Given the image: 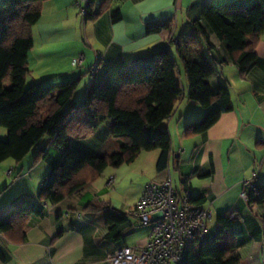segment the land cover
<instances>
[{"label":"crops","instance_id":"obj_1","mask_svg":"<svg viewBox=\"0 0 264 264\" xmlns=\"http://www.w3.org/2000/svg\"><path fill=\"white\" fill-rule=\"evenodd\" d=\"M7 1L0 0V22L1 9ZM259 1L112 0L102 9L103 0H90L89 8L95 15L90 20L78 5L81 0H48L44 4L41 19L33 28L34 48L28 58L32 72L29 77L34 78V84L77 81L72 101L80 103L92 86L120 87L117 75L134 70L136 58L169 48L177 61L183 97L173 115L161 124L172 142L167 169L157 170L161 154L158 150L142 152L130 164L145 167L139 172L147 176L134 201L119 204L111 189L118 169L109 168L95 184L58 205H47L43 216L31 217L23 244H14L0 234V264H108V258L124 247H144L151 227L134 217L136 206L149 183L169 178L178 195L190 192L193 200H201L199 204L193 202L195 205L211 207L213 219L226 213L239 216L245 242L240 250L241 264H264V203L250 205L241 197L245 182L254 174L256 187H264V71L255 66L243 76L231 62L221 66L220 61L229 57L225 46L211 34L215 49L208 51L205 45L203 48L204 57L217 69L210 84L215 90L228 89L233 110L224 113L207 132L187 136V127L203 118L207 110L190 100L189 82L185 70L180 68L182 60L177 51L181 37L191 32L192 23L200 19L206 5L241 2L254 6ZM117 11L121 19L115 21L113 15ZM151 26L162 28L149 33ZM256 54L264 60V35ZM81 56L82 65L74 66L73 60ZM98 56L103 59L93 72ZM112 126L113 121L109 120L92 136L72 139L67 147L54 146L52 139L45 137L43 144L22 162H2L0 221L26 203L37 202L43 180L52 167L64 162L68 150L88 156L119 153L123 143L113 138ZM41 154L43 157L35 163ZM107 206L130 216L133 223L117 242L107 239Z\"/></svg>","mask_w":264,"mask_h":264},{"label":"trees","instance_id":"obj_2","mask_svg":"<svg viewBox=\"0 0 264 264\" xmlns=\"http://www.w3.org/2000/svg\"><path fill=\"white\" fill-rule=\"evenodd\" d=\"M48 0H8L2 7L0 22V126L8 129V140L0 141V164L12 159L22 162L46 137L53 145L67 147L72 139L92 136L107 121L112 120V136L123 143L119 153L88 156L70 149L61 165L52 167L43 180L37 202H28L0 221V234L14 244L26 241L28 221L43 216L47 205H58L86 186L98 182L109 168L132 164L142 152L160 151L157 170L167 169L172 151L171 136L161 124L175 112L183 97L178 83L177 61L169 48L136 58L134 70L117 75L121 84L92 86L80 103L72 101L78 82L51 85H27L31 75L28 58L34 48L33 28L42 16ZM112 0H103L105 9ZM95 15L90 11L87 19ZM113 19H121L117 11ZM151 26L149 33L161 30ZM211 34L225 46L229 62L239 67L244 76L252 67L264 71V60L256 48L264 35V0L249 6L241 2L208 4L200 19L192 23L189 34L181 37L177 51L184 63L190 86L189 98L207 110L205 116L189 125L187 136L207 132L224 113L233 110L227 88L215 90L210 80L217 69L204 57L215 46ZM43 155L35 159L37 163ZM201 203L200 199L193 200ZM250 205L264 203V187H256L248 195ZM106 225L107 239L120 241L133 223L109 206ZM217 228L208 241L195 243L184 264H241L240 250L244 229L239 216L226 213L217 217ZM0 257L2 254L0 253Z\"/></svg>","mask_w":264,"mask_h":264},{"label":"built area","instance_id":"obj_3","mask_svg":"<svg viewBox=\"0 0 264 264\" xmlns=\"http://www.w3.org/2000/svg\"><path fill=\"white\" fill-rule=\"evenodd\" d=\"M89 3L90 0L78 3L85 16ZM102 59V56L97 57L93 72ZM82 63L81 56L73 64L81 66ZM256 177L254 174L245 182L241 197L247 203L249 193L256 188ZM134 217L140 224L151 227L147 244L118 250L108 258V264H184L195 243L205 244L208 241L213 212L209 206L195 205L190 192L178 195L169 178L148 184L138 201Z\"/></svg>","mask_w":264,"mask_h":264},{"label":"rangeland","instance_id":"obj_4","mask_svg":"<svg viewBox=\"0 0 264 264\" xmlns=\"http://www.w3.org/2000/svg\"><path fill=\"white\" fill-rule=\"evenodd\" d=\"M36 48L39 49V42L37 43ZM74 60H73V63H74ZM180 64H181L180 68L183 67V70H185L184 63L182 61H180ZM31 74H32V72H31ZM34 74L35 73L33 72V75ZM33 80H34L33 77L28 78V80H27L28 86H31L34 84ZM46 137H48V136H46ZM7 140H8V129L0 126V141L4 142ZM42 141L40 142L41 144H39V145L43 144ZM109 147H112L111 142L109 144ZM110 149H112V148H110ZM142 168H145V167H143V166L137 167V166H132L130 164L129 165L127 164L120 169L118 168V170L115 171V172L118 171L117 172L118 175L116 177L115 184L113 181V185H112L111 189L113 191L112 193H114L116 195V200H118L119 204L124 203V200L130 201V202L135 200L137 192L140 190L141 186L144 185V183L147 180L146 179L147 176H142L139 172L142 170ZM147 170H148V168H147ZM114 178H115V176H114ZM209 225H210L209 228L212 231L216 230V228H217L216 216L214 217L212 223ZM208 243H210V239H209Z\"/></svg>","mask_w":264,"mask_h":264}]
</instances>
